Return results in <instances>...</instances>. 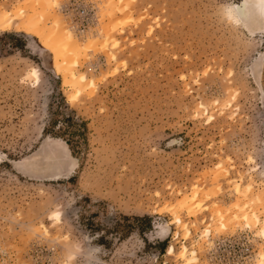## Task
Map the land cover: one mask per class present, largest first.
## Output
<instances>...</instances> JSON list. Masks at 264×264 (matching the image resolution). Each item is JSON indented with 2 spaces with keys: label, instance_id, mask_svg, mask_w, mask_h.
Masks as SVG:
<instances>
[{
  "label": "rangeland",
  "instance_id": "1",
  "mask_svg": "<svg viewBox=\"0 0 264 264\" xmlns=\"http://www.w3.org/2000/svg\"><path fill=\"white\" fill-rule=\"evenodd\" d=\"M57 2L96 43L81 93L26 31L32 0H0V15L24 12L0 28V264H189L184 247L196 264H260L264 0ZM69 115L85 125L75 154L52 134Z\"/></svg>",
  "mask_w": 264,
  "mask_h": 264
},
{
  "label": "bare ground",
  "instance_id": "2",
  "mask_svg": "<svg viewBox=\"0 0 264 264\" xmlns=\"http://www.w3.org/2000/svg\"><path fill=\"white\" fill-rule=\"evenodd\" d=\"M32 2L34 6L33 8H34L35 15L37 11H41L40 12L41 15H39L38 17L33 15L32 17L28 19V24L25 26L26 31L31 34H34L39 39V41L41 42V44L47 51L54 53L55 61L58 65H59V62H61L62 67L60 65L59 67L63 68L65 83H68V84L72 83L74 86H76L78 93H81L83 89L94 85L93 81H88L86 76L84 75L77 76L75 68L76 66L79 65L81 57H83L87 51H91L95 48L96 46L95 41L92 40L90 41V45L88 47H83L81 46L78 38H76L73 35V33H71L70 31L64 28L62 20L54 12V8H56L54 4L58 3L57 0H32ZM23 17H24L23 11L16 12L15 15L4 12L3 14L0 15V28L1 29L9 28L15 23V21H19ZM49 19H53V25L51 27H48L46 23ZM106 34H107L106 36H109L110 32ZM45 45H47V47H45ZM118 46H119V43L115 42V47H118ZM35 76L37 77L38 74H36ZM61 143L65 145L64 147L66 149V152L69 154L70 149L68 148L67 144H65L64 142H61ZM245 189L247 191H251L252 186L249 185ZM198 197H199V190H194L192 194L189 197H186L183 201L184 207L190 214L195 213V208L196 209L198 207L201 208L204 205L203 200L199 201ZM207 199H205V201ZM261 199L263 200V198ZM261 199H258V200L262 202ZM259 201H256V203ZM249 203H251L250 200H249ZM250 205H251L249 208L250 211H247L245 213L243 212L244 214L242 215L241 218L248 223L253 221L254 225H258L260 223V220L257 214L258 211L257 209H255L254 204H250ZM240 207L241 206L239 204L236 205L237 209H241ZM222 213L223 212H221V217L224 218ZM59 214L60 213H56L55 216L58 217ZM253 219H255V221ZM175 222L182 224V220L180 218H176ZM261 232H264V225H262L259 230V233ZM168 250H169L168 252L169 255H173L175 253V248L173 246H171ZM187 251H188L187 247H184V249L180 253V257L187 260L189 264H196L198 259L195 257L190 258V259L187 258ZM193 255L195 256L194 253ZM260 264H264V254H263V261H261Z\"/></svg>",
  "mask_w": 264,
  "mask_h": 264
},
{
  "label": "trees",
  "instance_id": "3",
  "mask_svg": "<svg viewBox=\"0 0 264 264\" xmlns=\"http://www.w3.org/2000/svg\"><path fill=\"white\" fill-rule=\"evenodd\" d=\"M66 125V127L62 128L60 127V125ZM51 126L52 128H59L57 133H52L54 134L56 137H60L61 139L65 140L67 145L69 146V148L71 149L72 152H74L75 154V148H74V140H75V136L78 134L80 136H84L81 135V133H83L81 131V128L84 127L85 125L83 123H79L76 122L75 119L73 117H71V115L68 116V119L64 120L63 122H58V121H54L52 120L51 122ZM49 132V130H45V133ZM70 134V138L67 136ZM129 218L126 217V220H128ZM133 220L137 223H147L148 224V228H151V218L150 217H135L133 218ZM144 232V231H141ZM161 247H165V244H161Z\"/></svg>",
  "mask_w": 264,
  "mask_h": 264
},
{
  "label": "snow or ice",
  "instance_id": "4",
  "mask_svg": "<svg viewBox=\"0 0 264 264\" xmlns=\"http://www.w3.org/2000/svg\"><path fill=\"white\" fill-rule=\"evenodd\" d=\"M262 32H264V29H262ZM149 35H151V33H149ZM45 47H47V45H45ZM114 58V57H113ZM32 74L33 75H36L37 73H36V71L35 70H33V72H32ZM182 79H183V77H182ZM29 163H31V162H29ZM43 163V162H42ZM52 163V165L55 163V161H52L51 162ZM58 218V217H57ZM262 236H264V232H261L260 233Z\"/></svg>",
  "mask_w": 264,
  "mask_h": 264
}]
</instances>
